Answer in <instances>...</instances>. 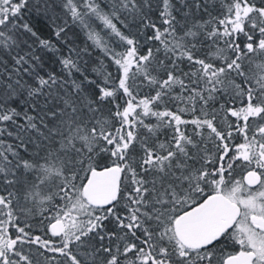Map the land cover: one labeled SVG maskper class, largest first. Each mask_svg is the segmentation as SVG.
Here are the masks:
<instances>
[{"label":"snow or ice","instance_id":"6c2138e0","mask_svg":"<svg viewBox=\"0 0 264 264\" xmlns=\"http://www.w3.org/2000/svg\"><path fill=\"white\" fill-rule=\"evenodd\" d=\"M210 7L0 0V264H264V0Z\"/></svg>","mask_w":264,"mask_h":264},{"label":"trees","instance_id":"16d2710c","mask_svg":"<svg viewBox=\"0 0 264 264\" xmlns=\"http://www.w3.org/2000/svg\"><path fill=\"white\" fill-rule=\"evenodd\" d=\"M210 2H214L215 3V7H210L209 8V12L211 13V15L213 17L220 15L221 14L220 0H210ZM109 3H110V0H102V6L104 4H109ZM200 15L202 16L203 20H207L208 19V16L206 14L201 13ZM25 16L27 18V13L25 14ZM199 18L200 17L198 16V19ZM90 23H91L92 27L96 31L100 32L101 36L104 37L105 41L109 44L110 47L115 48L116 51L123 50V45L119 42L118 38H116L115 36L110 35L109 30L105 29L103 24L100 21L93 19V20L90 21ZM118 27H121V26L118 24ZM121 30L125 31V33L127 34V31L125 29L122 28ZM76 31L79 32V39H78L77 43L80 44L81 47H84L85 46V41H86V36H85V34L82 31H80V29L78 27H77ZM87 44H91V42L87 41ZM149 46H152V45H149ZM221 46H223V45H221ZM93 56H94L95 59H101L102 58V53L100 52V50H94L93 51ZM104 63L107 66L108 61L105 60ZM54 67L59 69L58 65H55ZM107 70L110 71V72H113V71H115V68H114V66L113 67H108ZM185 118L190 119L191 116L188 115ZM151 122L155 123V118H152ZM169 134H170L169 131L161 130L160 135H159L160 140L163 141L165 139V137L167 135H169ZM6 142L7 143H13V140L6 138ZM236 142L239 143L240 141L237 140ZM37 143H38V141H37ZM34 150H35L34 148H29V152H33ZM132 155L134 157L138 158L140 153H139V151H136V152L132 153ZM0 187H2V185H0ZM29 207H31V206L29 205ZM45 207H47V206H45ZM40 211H41V209L37 208L35 210V212L31 216H29V217H21V219L22 220H26L27 223L32 225L33 229H37L38 230L39 226H40V216H39ZM109 227L111 228V227H114V226L109 224ZM105 244H107V241H105ZM113 245H115V241H113ZM97 246H99V245H97ZM33 251H35V250H33ZM225 251H233V249L226 248ZM221 258H222V254L218 252L217 253V258L214 261V264H220V259ZM34 264H35V261H34Z\"/></svg>","mask_w":264,"mask_h":264}]
</instances>
